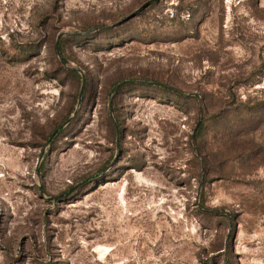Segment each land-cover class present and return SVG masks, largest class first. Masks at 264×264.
<instances>
[{"label": "rangeland", "instance_id": "1", "mask_svg": "<svg viewBox=\"0 0 264 264\" xmlns=\"http://www.w3.org/2000/svg\"><path fill=\"white\" fill-rule=\"evenodd\" d=\"M0 264H264V0H0Z\"/></svg>", "mask_w": 264, "mask_h": 264}, {"label": "bare ground", "instance_id": "2", "mask_svg": "<svg viewBox=\"0 0 264 264\" xmlns=\"http://www.w3.org/2000/svg\"><path fill=\"white\" fill-rule=\"evenodd\" d=\"M109 248H104L102 251H101V255L104 256L106 253L108 254L109 253Z\"/></svg>", "mask_w": 264, "mask_h": 264}, {"label": "water", "instance_id": "3", "mask_svg": "<svg viewBox=\"0 0 264 264\" xmlns=\"http://www.w3.org/2000/svg\"><path fill=\"white\" fill-rule=\"evenodd\" d=\"M56 49H58V46L56 44ZM123 82H120L117 86L121 85ZM84 85V77H82V87ZM115 128L117 129L116 125H115Z\"/></svg>", "mask_w": 264, "mask_h": 264}]
</instances>
